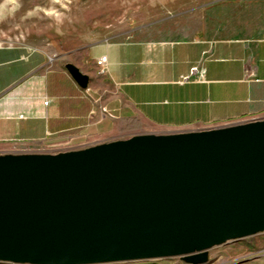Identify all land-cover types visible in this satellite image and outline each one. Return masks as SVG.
<instances>
[{"label": "water", "instance_id": "95a60500", "mask_svg": "<svg viewBox=\"0 0 264 264\" xmlns=\"http://www.w3.org/2000/svg\"><path fill=\"white\" fill-rule=\"evenodd\" d=\"M262 232L264 118L0 154V262L206 264L212 248Z\"/></svg>", "mask_w": 264, "mask_h": 264}, {"label": "crops", "instance_id": "0c3cea01", "mask_svg": "<svg viewBox=\"0 0 264 264\" xmlns=\"http://www.w3.org/2000/svg\"><path fill=\"white\" fill-rule=\"evenodd\" d=\"M72 64L86 89L45 52L0 46V154L264 118V34L102 42Z\"/></svg>", "mask_w": 264, "mask_h": 264}, {"label": "rangeland", "instance_id": "374dc122", "mask_svg": "<svg viewBox=\"0 0 264 264\" xmlns=\"http://www.w3.org/2000/svg\"><path fill=\"white\" fill-rule=\"evenodd\" d=\"M263 34L264 0H0V46L37 49L65 64L81 63L102 42ZM55 145L37 147L63 151ZM206 264H264V232L212 248Z\"/></svg>", "mask_w": 264, "mask_h": 264}, {"label": "built area", "instance_id": "2783aa9c", "mask_svg": "<svg viewBox=\"0 0 264 264\" xmlns=\"http://www.w3.org/2000/svg\"><path fill=\"white\" fill-rule=\"evenodd\" d=\"M106 63H107V58L106 57L101 58L97 62V65L101 68V71H100L101 74H105V66H106ZM24 153H33V152H24ZM36 153H45V152L38 151Z\"/></svg>", "mask_w": 264, "mask_h": 264}]
</instances>
